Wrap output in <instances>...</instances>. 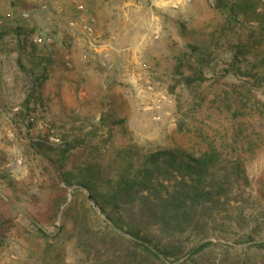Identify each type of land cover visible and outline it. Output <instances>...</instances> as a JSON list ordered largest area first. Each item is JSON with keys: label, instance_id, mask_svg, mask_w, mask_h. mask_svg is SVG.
I'll use <instances>...</instances> for the list:
<instances>
[{"label": "rangeland", "instance_id": "obj_1", "mask_svg": "<svg viewBox=\"0 0 264 264\" xmlns=\"http://www.w3.org/2000/svg\"><path fill=\"white\" fill-rule=\"evenodd\" d=\"M89 23L96 49L85 35ZM234 51L248 77H222ZM44 68L46 79L33 85ZM263 71L264 0L177 8L152 0H0V264H88L66 212L91 203L85 190L65 188L57 167L68 142L78 144L64 165L72 174L115 165L116 151L131 146L136 154L196 155L227 147L231 159L243 150L250 196L233 211L244 221L204 254L261 263L264 249L238 240H264V119L255 114L264 111V88L249 77ZM200 76L205 81L185 80ZM239 95L244 105L235 104ZM39 138L53 150L35 148ZM89 217L94 229H106L97 206Z\"/></svg>", "mask_w": 264, "mask_h": 264}, {"label": "trees", "instance_id": "obj_2", "mask_svg": "<svg viewBox=\"0 0 264 264\" xmlns=\"http://www.w3.org/2000/svg\"><path fill=\"white\" fill-rule=\"evenodd\" d=\"M231 11L239 22L237 12ZM234 55V64L222 69V77H248L250 70L237 63V52ZM183 66L179 58L176 68L180 75ZM43 70L44 74H38L33 85L46 79V69ZM249 77H253L256 87L264 88V71ZM185 80L190 84L203 82L205 78ZM234 100L235 104L246 103L242 95ZM255 114L264 119V111ZM34 143L35 148L53 150L41 143L40 138ZM77 147V143L68 142L61 150L57 167L65 188L85 190V202L91 203L89 209L77 210L70 217L71 207L66 212L72 224L69 236L76 241L86 263L258 264L242 258L232 261L229 253L221 259L204 254L215 245L213 238L223 239L230 234L233 223L244 221L233 211L237 203L250 196L245 191L248 178L243 150L234 151L237 156L231 159L229 155L233 153H228L227 147L196 155L180 149L136 154L131 146L116 151L115 165H86L72 174L64 170V165ZM62 206L58 205L57 211ZM93 206L104 216L103 231L94 229L90 223ZM249 242L264 249V240L257 241L251 234L238 240L239 244ZM259 264H264V260Z\"/></svg>", "mask_w": 264, "mask_h": 264}, {"label": "built area", "instance_id": "obj_3", "mask_svg": "<svg viewBox=\"0 0 264 264\" xmlns=\"http://www.w3.org/2000/svg\"><path fill=\"white\" fill-rule=\"evenodd\" d=\"M191 1L192 0H152V4L156 5V6H167V7L177 8L180 5H182L183 3L191 2ZM43 8L46 9V10H49L48 6H44ZM55 10H57V12L58 11L61 12V11H63V8L61 6H57V7H55ZM84 29H85V35H86V38H87V42L89 43L91 48L96 49L98 41H97V36H96L94 24L93 23H89L86 26H84ZM51 140L55 141L56 143H61L60 137L55 135V134H53V132H52Z\"/></svg>", "mask_w": 264, "mask_h": 264}]
</instances>
